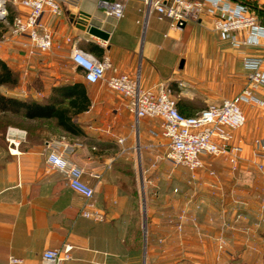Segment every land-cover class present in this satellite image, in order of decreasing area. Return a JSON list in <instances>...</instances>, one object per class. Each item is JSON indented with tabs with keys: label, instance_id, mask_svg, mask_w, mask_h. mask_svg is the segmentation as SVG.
Listing matches in <instances>:
<instances>
[{
	"label": "crops",
	"instance_id": "crops-1",
	"mask_svg": "<svg viewBox=\"0 0 264 264\" xmlns=\"http://www.w3.org/2000/svg\"><path fill=\"white\" fill-rule=\"evenodd\" d=\"M7 1L11 20L26 14L27 10L13 0ZM100 1L122 4L123 17H107ZM57 2L59 14L46 9L40 17L52 38L49 53L28 55L23 46L27 38L12 37L11 23L0 34V60L19 76L16 87H1L0 93L40 101L54 88L80 83L84 108L74 113L67 98L59 106L67 110L63 122L69 129L58 125L55 118L23 119L17 129L25 132V138L11 150L16 153L8 145H0V264L9 256L22 259L24 264H40L44 251L65 244L72 246V260L65 264H227L228 256L220 261L215 258L212 240L221 234L229 240V252L235 258L246 264H264V218L262 230H250L257 222L258 198H264V190L242 181L241 175L234 178L222 159H204L206 169L219 177L223 191L212 197L207 188H200L198 197L204 198L206 205L196 213V227L185 223L182 233L175 232L167 220L179 212L185 199L164 196L148 198L147 204L140 202L146 216L145 235L128 220V206L138 204L137 198L122 196L116 184L125 183L122 173L133 161H140L143 173L155 169L154 163L159 164L167 152V140L161 136L159 120H137L120 95L102 83H86L69 59L72 46L96 58L107 56L114 68L138 77L143 89L164 84L177 110L189 117L240 92L246 83L240 53L258 56L262 51L231 48L214 33L207 16L172 30L170 20L159 21L157 13L148 12L142 0ZM80 13L89 16L86 25L109 34L106 42L77 27ZM92 45L102 50L100 57L90 51ZM63 61V66L73 71L72 79L60 70ZM36 78L40 89L33 85ZM261 96L264 98V90ZM242 109L245 125L233 134L235 141H242L243 157L249 159L252 141L264 139V120L257 110ZM50 142H61L65 157L83 170L82 179L94 188V200L105 214L103 222L82 218L84 199L66 186L62 174L48 169L46 145ZM206 169L199 172L202 182L210 181ZM250 189L256 191L252 193L256 207L247 196ZM235 198L244 202L241 208L246 222L233 227ZM224 223L232 228H224Z\"/></svg>",
	"mask_w": 264,
	"mask_h": 264
},
{
	"label": "built area",
	"instance_id": "built-area-1",
	"mask_svg": "<svg viewBox=\"0 0 264 264\" xmlns=\"http://www.w3.org/2000/svg\"><path fill=\"white\" fill-rule=\"evenodd\" d=\"M2 1V5L4 1ZM67 1V0H65ZM148 12L154 11L158 20H170V29L180 30L186 23L197 21L202 16L211 20L214 33L231 48H255L262 51L261 55L249 56L241 52V68L246 76L245 86L230 99L219 104H210L194 116H183L176 108L175 101L170 97L164 84L156 88L143 89L138 77H130L111 65L107 56L96 58L82 49L72 46L69 59L86 83H102L109 90L117 93L126 101L127 110L139 120L143 118L159 120L161 136L167 140V152L161 157L172 168L186 170V184L190 188L185 197L184 206L168 224L178 234L182 233L185 223L196 227V213L200 211L206 200L198 197L203 186L212 197H218L223 191V184L213 170L206 169L204 159H222L229 166L234 178L241 171L251 170L264 178V139L252 141V152L249 159L243 157L241 140L235 141L233 132L242 128L246 116L242 106L258 110L264 115V26H262L255 11L248 5L232 0H142ZM257 6L264 7V0H254ZM13 4L26 9L25 15H17L10 24L12 37L24 36L28 42L23 46L28 55L47 54L52 50L50 33L40 23L42 13L47 9L52 14L60 13L57 0H13ZM99 7L107 17L121 19L123 5L108 1H100ZM3 8V6H2ZM3 11L5 12L4 8ZM4 15V14H3ZM3 17V16H2ZM68 42L70 40H67ZM109 72L107 76L106 73ZM181 87L183 83L179 84ZM25 138V132L9 127L6 130L5 141L9 150H16ZM123 140H119L122 143ZM48 155L46 165L49 170L62 174L66 186L84 199L80 216L96 223L105 220V214L94 200V188L82 179L83 170L70 162L64 153L61 142H50L46 145ZM16 153L15 151H11ZM246 164V168L243 166ZM206 169L208 182H202L199 172ZM169 177V176H168ZM153 185V183L148 182ZM155 187V186H154ZM178 189L174 188L173 193ZM159 192L154 193V198ZM258 218L252 231L260 228L264 217V198H258ZM237 207L232 216V226L236 227L246 222L242 206L244 202L235 198ZM191 207V208H190ZM223 224L224 228H232ZM215 258L220 261L223 256L232 257L229 252L230 243L224 235L213 239ZM72 246L65 244L60 248L46 250L42 253L40 264H65L72 260ZM4 264H24L23 260L9 256Z\"/></svg>",
	"mask_w": 264,
	"mask_h": 264
},
{
	"label": "trees",
	"instance_id": "trees-1",
	"mask_svg": "<svg viewBox=\"0 0 264 264\" xmlns=\"http://www.w3.org/2000/svg\"><path fill=\"white\" fill-rule=\"evenodd\" d=\"M232 1L251 7L255 11L259 23L264 26V7L257 6L254 1ZM11 21L12 20L8 17L7 23H11ZM4 31L5 27L0 24V34ZM90 51L94 52L98 57L102 54V50L96 45H92L90 47ZM18 81V74L10 69L5 62L0 60V88L6 87L13 89L17 86ZM33 85L37 89L41 88V83L37 78L33 81ZM80 85V83L64 84L61 87L52 89L51 95L47 99L40 101L30 98L20 100L13 97L3 96L0 93V145H7V142L5 141L7 128L22 127L21 122L23 119L34 120L55 118L58 121V125L69 129L70 126L63 122V120L67 117V110L61 108L59 105L68 98L70 99V106L74 108V113L81 111V109L84 108V99L80 91ZM227 264L246 263L241 262L238 258H234L232 260H228Z\"/></svg>",
	"mask_w": 264,
	"mask_h": 264
},
{
	"label": "rangeland",
	"instance_id": "rangeland-1",
	"mask_svg": "<svg viewBox=\"0 0 264 264\" xmlns=\"http://www.w3.org/2000/svg\"><path fill=\"white\" fill-rule=\"evenodd\" d=\"M3 1H4V4L2 6L5 12H4L3 18L0 19V24H2L6 28L8 27V24H7L8 15L7 14L9 12L8 11L9 5H8L7 0H3ZM248 1H253V0H248ZM65 64H66V61H63L60 63V70H64L66 76L69 79H72L74 73L69 67L66 69L63 66ZM261 117L263 118L262 120H264V115H262ZM212 159H217V158H211V160ZM132 164L133 165L129 167L128 169H124L125 172L122 173V176L125 178V183L118 181L116 186L118 187V191L122 193V196H128V197L136 196L135 198H137L138 204H134V205L130 204L128 206V210H127L128 217L127 218L128 220H131L132 222H134L137 228H139L140 230H143V228L146 225V216H145V212L142 209V203L140 204V202L144 201V204H147V199L154 198V193L156 191L159 192V196L161 197L163 196L167 198L173 197L174 199L182 198L184 200L186 195L189 194L191 190L186 184V179L188 177H187V172L184 169L172 168L168 164H166V162L160 160L159 164L154 163V166L156 167V168L154 167L155 169H152V171L143 173L142 171L143 169L141 170L142 165L139 160L137 163L133 161ZM240 175H241V178L239 179H241L242 181H245V180L249 181L251 185H254L253 187L255 186L258 187L260 189V192L264 190V178L263 176L261 177L259 173H256L255 171H252V170L247 174L244 172L238 173L236 175L237 180ZM148 182L153 183L155 187L149 184ZM174 188L178 189L177 193H173ZM253 192H256V191H253ZM253 192L250 189V192L248 191L247 196L250 198L249 200H250L251 206L253 205V207H256L257 199L252 194ZM260 230H262V222L260 225ZM143 232H145V230H143ZM233 258H235V255H232V257H229L228 259L232 260Z\"/></svg>",
	"mask_w": 264,
	"mask_h": 264
},
{
	"label": "water",
	"instance_id": "water-1",
	"mask_svg": "<svg viewBox=\"0 0 264 264\" xmlns=\"http://www.w3.org/2000/svg\"><path fill=\"white\" fill-rule=\"evenodd\" d=\"M88 15L84 14V13H80L78 20H77V27L82 30V31H86L90 36L96 37L104 42H106L109 38V34L101 29H99L96 26L93 25H86V20L88 19ZM3 17H1L0 19H2ZM143 230H145L146 232V225L143 228ZM144 232V233H145Z\"/></svg>",
	"mask_w": 264,
	"mask_h": 264
},
{
	"label": "bare ground",
	"instance_id": "bare-ground-1",
	"mask_svg": "<svg viewBox=\"0 0 264 264\" xmlns=\"http://www.w3.org/2000/svg\"><path fill=\"white\" fill-rule=\"evenodd\" d=\"M3 14H4V11L2 8V1L0 0V18L3 16Z\"/></svg>",
	"mask_w": 264,
	"mask_h": 264
}]
</instances>
